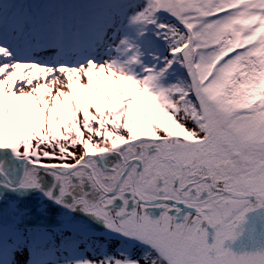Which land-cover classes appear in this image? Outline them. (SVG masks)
I'll use <instances>...</instances> for the list:
<instances>
[{
    "label": "snow or ice",
    "instance_id": "snow-or-ice-1",
    "mask_svg": "<svg viewBox=\"0 0 264 264\" xmlns=\"http://www.w3.org/2000/svg\"><path fill=\"white\" fill-rule=\"evenodd\" d=\"M0 264H264V0H0Z\"/></svg>",
    "mask_w": 264,
    "mask_h": 264
},
{
    "label": "rangeland",
    "instance_id": "rangeland-1",
    "mask_svg": "<svg viewBox=\"0 0 264 264\" xmlns=\"http://www.w3.org/2000/svg\"><path fill=\"white\" fill-rule=\"evenodd\" d=\"M21 71H23V70H21ZM33 71H34V73H35L36 70H33ZM77 151H78V150H77Z\"/></svg>",
    "mask_w": 264,
    "mask_h": 264
}]
</instances>
